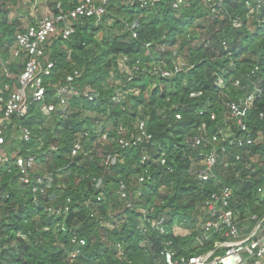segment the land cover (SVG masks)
<instances>
[{"label": "trees", "instance_id": "16d2710c", "mask_svg": "<svg viewBox=\"0 0 264 264\" xmlns=\"http://www.w3.org/2000/svg\"><path fill=\"white\" fill-rule=\"evenodd\" d=\"M78 2L0 0V54L14 75L0 74V90L11 87L3 91L5 99L24 69L11 59L16 35L26 28L20 14L35 8L39 16L44 7L55 16ZM251 4L224 0L215 8L192 0L174 9L171 0L147 7L113 1L98 24L95 18L83 20L69 40L53 41L49 58L55 68L45 79V103L56 110L46 116L42 105L30 101L27 115L7 124L9 162L0 163V264H164L161 254L170 248L189 256L202 252L193 246L200 233L186 238L172 233L177 224L196 226L200 207L219 186L197 178L206 156L220 149L213 141L194 147L199 137L231 139L225 145L231 167L225 169L220 155L216 174L232 190L240 227L254 215L264 216V194L258 193L264 188V3L260 9ZM123 57L132 76L119 69ZM181 62L186 67L170 78L149 73L154 63L174 72ZM75 73L73 86H89L98 97L71 96L62 107L56 87L67 86V77ZM257 89L261 93L244 117L254 143L248 146L245 140L239 147L237 140L246 133L231 118L229 106ZM140 123L151 139L123 148L121 139L141 135ZM23 129L31 131L30 142L21 140ZM78 141L82 150L73 156ZM15 154L35 158L32 175L43 178L42 185L21 182ZM60 208L69 211L52 212ZM141 208L147 218L163 219L167 233L151 229ZM218 240L214 237L206 250Z\"/></svg>", "mask_w": 264, "mask_h": 264}, {"label": "built area", "instance_id": "2783aa9c", "mask_svg": "<svg viewBox=\"0 0 264 264\" xmlns=\"http://www.w3.org/2000/svg\"><path fill=\"white\" fill-rule=\"evenodd\" d=\"M121 3H135L141 7H147L156 3L159 0H79L78 5L72 10L63 11L60 9L59 14L53 16L51 14L42 18L37 25L27 26L24 32H20L16 35L15 47L11 50V59L13 61H20L24 65L20 76L18 77V85L14 88L9 98L5 99L3 91H9L11 87L5 85V90H0V163H8L9 158L5 153L4 146L6 144L5 133L7 124L11 122L14 116L25 117L28 112L30 101L42 105L41 112L49 116L56 110L54 104L45 103L46 87L45 79L52 75V71L55 68L54 62L49 58V52L54 40L62 38L64 41L69 40L76 31V25L83 20L96 19L98 24L104 15L107 13L109 5L113 2ZM172 7L179 9L180 7L190 3L192 0H171ZM206 4H212L215 8H219L224 0H204ZM251 3L257 6V9L263 5L264 0H247V5ZM252 5V4H251ZM216 10V9H215ZM136 38V35H134ZM151 47V45H147ZM127 57H123L119 60V69L121 72L131 74L126 62ZM10 61H5L0 54V74L5 75L13 79L14 75L7 70V65ZM186 67L185 63H178L174 72L169 71L166 68L160 67V65L154 63L149 70L152 76L170 78L175 73H179ZM138 70V67H135ZM78 76L69 75L67 77V86L56 87L55 98L58 100V105L66 107L68 105L71 96L84 97L89 101H94L98 97V94L92 90L91 87L86 86L82 89L73 86L75 78ZM239 83L237 82V85ZM261 91L257 89L254 93L250 94L245 100L239 103L230 104V116L237 121L238 128L246 133L245 139L237 140L238 146L243 147L244 141H247V145L250 146L254 143L252 135L244 124V117L248 110L252 108L256 95ZM199 94H193L192 96H198ZM121 96L114 97V101H119ZM263 117V116H262ZM177 119H181L178 115ZM125 131L124 129H121ZM139 130L141 135L133 140L121 139L120 144L123 148H129L136 146L138 143L144 141L143 137L147 138V141L151 139V136L147 135L145 124L140 123ZM122 132V131H120ZM106 135L103 139H106ZM32 139V133L28 129H23L21 134V140L24 142H30ZM211 139V140H210ZM210 139L206 137H199L195 139L194 147H200L213 141L217 143L220 149H214L209 155L206 156L205 169L196 171L197 178L202 183L209 181H215L219 184L217 191L212 192L208 198L204 201L198 211V218L196 220V226L190 229L184 228L182 225H175L172 229V233L175 237H188L194 231L200 233L195 238L194 247H198L202 252L189 256L179 254L175 249H168L162 252L161 257L164 264H264V216L260 218L254 215L248 221V226L243 228L239 225V216L236 214L235 209L232 208L233 193L232 190L226 186H223L216 174V167L220 164V155H223V161L225 169L231 167L229 163V152L225 145L231 141L230 137L222 135L220 138L217 135L212 136ZM233 143V142H231ZM82 150V145L78 141L72 149V155L76 156ZM14 164L20 170L21 182L25 185H31L34 181L36 184L42 185L43 178L34 177L32 175L36 160L33 156H19L15 154ZM112 157L108 156L106 164L111 163ZM237 160H240V156H237ZM147 161L145 157L143 163ZM161 164L165 165V160H161ZM145 178H140V183L144 182ZM121 198L126 199V185L121 184L120 188ZM259 194H264V188H259ZM139 196V194H138ZM133 204H128L130 209ZM69 209H58L52 212L57 215H62L68 212ZM139 213L144 215L145 221L150 224V228L156 230L161 235L167 233L164 226L165 221L153 220L147 218L148 211L144 208L139 210ZM143 231H146L143 226ZM218 236L219 240L215 242L212 249H207L208 245L213 241L214 237ZM76 243L77 240L75 239ZM81 246L85 245V242L81 240L79 242ZM169 246L172 243L168 244ZM75 258V254L72 256ZM130 264V263H128Z\"/></svg>", "mask_w": 264, "mask_h": 264}, {"label": "rangeland", "instance_id": "374dc122", "mask_svg": "<svg viewBox=\"0 0 264 264\" xmlns=\"http://www.w3.org/2000/svg\"><path fill=\"white\" fill-rule=\"evenodd\" d=\"M48 12H47V10L43 7L42 9H40V12H39V16H38V12L35 10V8H33V10H32V8H30V11H29V13H21L20 14V16H19V20H20V22H22L23 23V25L24 26H29L30 24V20L31 19H33L34 17H38V18H44L45 16H47L48 14H47ZM12 16L11 17H13V14H11ZM15 16H16V14H14ZM130 76H132V73L131 74H129ZM186 238V237H185Z\"/></svg>", "mask_w": 264, "mask_h": 264}]
</instances>
